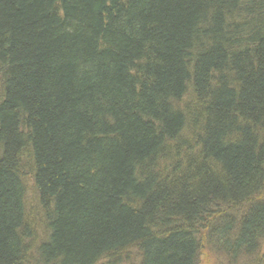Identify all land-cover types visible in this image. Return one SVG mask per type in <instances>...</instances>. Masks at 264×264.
Listing matches in <instances>:
<instances>
[{
	"label": "trees",
	"instance_id": "obj_1",
	"mask_svg": "<svg viewBox=\"0 0 264 264\" xmlns=\"http://www.w3.org/2000/svg\"><path fill=\"white\" fill-rule=\"evenodd\" d=\"M264 264V0H0V264Z\"/></svg>",
	"mask_w": 264,
	"mask_h": 264
},
{
	"label": "rangeland",
	"instance_id": "obj_2",
	"mask_svg": "<svg viewBox=\"0 0 264 264\" xmlns=\"http://www.w3.org/2000/svg\"><path fill=\"white\" fill-rule=\"evenodd\" d=\"M200 264H215V258L212 257L210 254L203 253L201 255Z\"/></svg>",
	"mask_w": 264,
	"mask_h": 264
}]
</instances>
